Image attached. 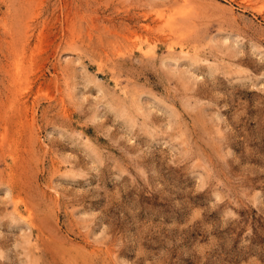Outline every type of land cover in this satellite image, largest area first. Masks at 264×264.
Instances as JSON below:
<instances>
[{
    "label": "rangeland",
    "instance_id": "374dc122",
    "mask_svg": "<svg viewBox=\"0 0 264 264\" xmlns=\"http://www.w3.org/2000/svg\"><path fill=\"white\" fill-rule=\"evenodd\" d=\"M0 264H264V0H0Z\"/></svg>",
    "mask_w": 264,
    "mask_h": 264
}]
</instances>
